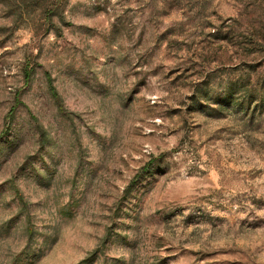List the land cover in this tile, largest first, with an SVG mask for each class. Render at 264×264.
Returning <instances> with one entry per match:
<instances>
[{"label": "rangeland", "instance_id": "obj_1", "mask_svg": "<svg viewBox=\"0 0 264 264\" xmlns=\"http://www.w3.org/2000/svg\"><path fill=\"white\" fill-rule=\"evenodd\" d=\"M14 10L35 13L0 3V264H264V110L215 100L264 90V0Z\"/></svg>", "mask_w": 264, "mask_h": 264}, {"label": "trees", "instance_id": "obj_2", "mask_svg": "<svg viewBox=\"0 0 264 264\" xmlns=\"http://www.w3.org/2000/svg\"><path fill=\"white\" fill-rule=\"evenodd\" d=\"M65 1L66 0H0V3H2L5 8L10 9L15 17L31 19V16H34L35 12H19L14 9H37L40 10V12H37V15L39 14L45 20L51 22L53 16L61 17L59 7ZM261 92L263 93L261 94ZM261 95H264L262 87L252 89L245 80H238L237 82L232 81L227 84L224 95L215 99L217 100V110L221 114V111H237L238 113H244L246 111L250 112V109H253L254 112V110H257L256 108L260 107L262 111L264 110V99L260 97ZM200 96L203 100L209 98L207 91L202 87L195 89L194 98H192V100L196 103ZM133 187V183H130L127 190L129 191ZM86 261L85 259L81 264Z\"/></svg>", "mask_w": 264, "mask_h": 264}]
</instances>
